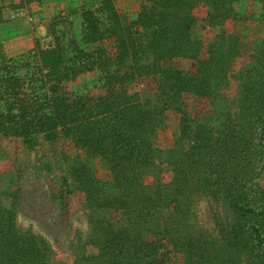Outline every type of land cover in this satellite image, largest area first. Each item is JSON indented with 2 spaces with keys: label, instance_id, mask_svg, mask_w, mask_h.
Returning <instances> with one entry per match:
<instances>
[{
  "label": "trees",
  "instance_id": "obj_1",
  "mask_svg": "<svg viewBox=\"0 0 264 264\" xmlns=\"http://www.w3.org/2000/svg\"><path fill=\"white\" fill-rule=\"evenodd\" d=\"M234 1L138 0L136 18L123 22L115 0H97L80 15L78 35L54 22L49 44L36 40L16 55L0 44V148L72 141L83 159L56 192L72 257L18 225L19 190L6 188L0 264H240L243 253L264 264V52L238 73V110L212 111L230 86L240 37L222 30L207 45L194 31V4L206 24L223 26ZM177 58L196 70L173 65ZM85 75L89 85L78 84ZM95 162L114 188L97 186ZM202 193L233 213L219 239L194 230ZM79 207L88 232L72 220Z\"/></svg>",
  "mask_w": 264,
  "mask_h": 264
},
{
  "label": "rangeland",
  "instance_id": "obj_2",
  "mask_svg": "<svg viewBox=\"0 0 264 264\" xmlns=\"http://www.w3.org/2000/svg\"><path fill=\"white\" fill-rule=\"evenodd\" d=\"M96 3L97 0H0V44L7 55L28 50L36 40L44 45L49 44L46 26L54 22L68 33L78 35L80 15ZM115 3L123 22L136 18L138 0H115ZM233 8L234 16L220 26L206 24L201 6L193 5L196 16L194 31L204 43L212 44L216 33L222 30L236 32L240 37L241 53L228 72L230 86L222 99L210 104L212 111L217 108L224 114L234 113L239 108V72L259 63L261 58L257 56L258 52H264V0H236ZM171 63L186 73L196 70L195 61L191 59L177 58ZM92 78V75L82 76L78 84L89 85ZM82 160L81 151L72 141H67L63 149L49 146L27 149L15 141H6L0 148V190H19L18 225L45 237L59 256L72 257V250L66 240V219L56 198L57 185L60 175H69L71 166ZM98 164H91L95 183L101 188H114L108 171ZM257 181L264 185V171ZM193 208L194 230L210 238L219 239V223L233 218L225 201L208 193L197 197ZM72 220L76 226L88 232V217L83 208L79 207L73 212ZM239 260L240 264H261L258 257L252 254L243 253Z\"/></svg>",
  "mask_w": 264,
  "mask_h": 264
}]
</instances>
